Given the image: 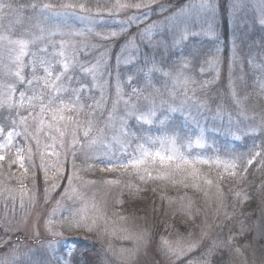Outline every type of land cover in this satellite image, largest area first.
Instances as JSON below:
<instances>
[{"label": "rangeland", "instance_id": "374dc122", "mask_svg": "<svg viewBox=\"0 0 264 264\" xmlns=\"http://www.w3.org/2000/svg\"><path fill=\"white\" fill-rule=\"evenodd\" d=\"M178 1L156 0L151 5V11L129 8L110 16L108 10L112 8L116 0H35L32 4L37 5V7L30 12L31 14L29 12L0 13V36L7 35L10 39H30L32 36H39L41 28L56 31L55 25H62L64 21L73 30L85 28L89 25H87V21L83 20V17L95 16L98 12L105 16L106 22L95 26V31L101 32L102 35L107 34L109 30L120 32V25L117 21H127L133 15L148 11V18L144 20V23L139 26L135 22L128 24L124 31L114 39L104 40L94 35L88 37L89 42L98 47L92 49L88 56L81 57V59L94 62L100 53H105L104 63L108 66L111 77L108 73H104L98 81H93L91 76H82V82L91 89L90 92L81 94L80 102L76 105L77 109L80 108V104L84 105L83 109L63 113L65 117H72V120L67 122L66 130L69 135L66 140L71 139V132L79 124L80 129L76 134L78 138H81L84 147L83 149L77 148L75 168L73 167V158L69 155L65 164V178L59 181L60 187L62 186L61 189L58 187L45 195V185L41 197L36 193L35 201L29 204L28 197L25 196L24 207H21V185L25 186V190L30 195V190L33 187L31 175L33 169L26 160L25 166L29 167V174L21 180L23 170L18 165L9 167L7 161H0V264H12L19 261L39 264L36 257L32 259V255L38 253L41 257V264H47L49 257L53 255L56 256L60 264H63L65 259L70 260L71 264V257H66L64 253H71L75 237L87 234H89L90 240H96L110 253L115 264H264V256L263 258L255 256L252 251L245 253L242 247L237 246L239 244L238 239L237 241L232 239L235 233L231 234L229 232L228 245H226L232 247V253L226 252L224 254L221 251L216 253L213 251L214 245L219 244L217 241L221 239L225 220L230 218V214L225 213L223 210L222 189L219 186L213 187L212 183H208L214 175L211 172H217V170H219V173L231 172V170L226 171L223 165L208 164L211 166V172H209V169H205L204 172L201 167L203 164L197 163L196 174H200L204 178V185L189 182V185H184L186 189H180L177 186L179 184H176V182L170 183L159 179L158 184L155 185V190L166 196L169 205L170 203H178L177 199L181 197L187 198L191 194L195 195L194 193L200 195L203 201L200 206L196 207H191L187 203L183 205L182 207L185 209L182 212L181 210L177 211L184 216V219L177 220V233L169 232L166 235H161L155 242L150 239L148 231L139 227L141 220L128 217V214L119 212L115 207L113 209L108 203L113 195V187L120 181L118 169L112 171L102 170L106 168V161L108 159L124 160L127 158V154L132 153L136 148V145H134V148H128L125 144V136H122L119 132L118 119L114 126H106L109 123L107 121L108 113L115 105L117 118L124 116L128 106L123 103V100H128L130 97L131 104L137 105L140 111H147L150 105L144 97L150 95L148 84L152 81V90L155 92L156 97L158 96L156 103L159 104L160 100L163 99L166 101V108L167 105L172 106L169 101L175 97L178 98V103H180L184 99L186 88L189 89V96L193 95L191 89L194 88L197 101L205 103V107L197 111L196 105L189 101L192 115L199 124L198 127L192 120L186 119L182 112L177 111L180 120L185 123L186 129L191 133V140L193 141L191 148H188L189 140H187L184 150L176 145L187 156L189 149L208 145V138L210 137L220 136L224 142L223 147L232 148L245 134L255 136L260 129L264 130V121L260 119V124H258L259 120L253 117L252 110L250 111L240 105L243 99L239 96L236 98L234 95L233 85L231 84L235 83L237 75L244 76L245 68L242 57L239 55L240 52L235 50L237 44H231V47L224 53L223 40L220 38L218 28L219 9L214 21H212L214 35L204 34L208 29V22L203 17L200 19L193 17L190 21L191 30L200 34L191 36L183 43L175 45L172 43V31L166 30L163 26L165 17L170 16L177 9L190 2H197V0H186L180 4ZM121 2L136 3L140 0H121ZM234 3L238 7L233 13L231 5ZM43 4H50L53 7L51 10H42L40 6ZM67 4H84L90 11L83 12L78 7L66 10L61 8V5ZM226 7L229 9V22L232 27L231 42H235L236 38L234 37L237 35L238 30L244 33L255 26H264L260 23V20L264 19V0H228ZM64 11H67V16H56L57 12ZM153 22H159L160 27L153 29L152 43L150 44L147 38H141L140 33ZM69 27L61 26L60 31H68ZM61 39L80 38L62 37L60 35L53 37L56 42ZM201 42H204V44ZM46 43L47 41H44L39 46L43 47ZM201 45L204 47L201 51L202 56L193 60L191 55H195ZM29 51H35V48L30 46ZM15 55L16 51L9 52L8 46L4 42H0V85L11 84L17 88L20 87L13 75L17 68L14 62ZM129 57H134V59L129 62ZM212 57L219 61L217 71H209L208 65L205 63L206 60ZM252 57L254 60L252 68L256 73L253 76L258 82L254 90L264 98V89L261 87L264 84V48L259 50L258 56ZM24 59L27 62L29 57L25 56ZM185 59L190 63L187 68H182L181 64ZM193 65H196L197 69H194ZM202 67L205 69L203 73L201 72ZM181 72L182 75L175 79ZM117 73H119L121 97L123 98L119 102L116 90ZM151 73L154 74L150 77L149 74ZM164 73H171V75L165 76ZM208 75L213 77L211 83L221 82V85L214 89L211 86L213 84H205ZM129 77H132L131 82L128 80ZM184 77H189L197 83L185 85L183 83ZM150 78H152L151 82ZM254 82L251 83L252 88ZM96 83L103 87H93ZM225 83L230 85L227 86V92H224ZM73 87H79V84H74ZM134 88L138 90L139 98L133 93ZM0 91H3L2 87H0ZM157 93L160 95H157ZM102 94L104 96L102 108L93 113V109L88 106L93 105L95 100H99ZM14 98H18V92L15 93ZM62 99L69 101L70 97L64 94ZM223 99L231 100L234 105H229L227 101L225 103ZM237 100L240 103H237ZM187 110L186 108L185 111ZM163 112L166 111L160 109L157 116L166 119V116L161 115ZM260 113L262 114V111ZM48 119L50 120V117ZM90 119L94 121V127L87 140H85L82 139L83 127ZM141 124L143 123L141 122ZM57 126L65 130V122H60ZM98 129H103V135L97 140V143L90 145L88 141L97 137ZM109 129L113 130L112 134L109 133ZM152 130L155 132L154 129ZM46 132L48 130L45 128L39 134L40 144L38 147L35 141L30 142L37 164L40 162V152H63V149L58 146V133L53 130L45 135ZM52 136L57 137L56 146L46 149V144H53V140L50 138ZM145 137L158 138L155 133L151 132H147ZM197 138L201 139L202 146L195 144ZM19 142L24 143L22 140ZM24 147L27 149L29 145L25 144ZM146 147L155 151L160 148V145L159 143L155 145L147 143ZM167 147L165 145V149ZM252 147L255 148V152L260 149L259 144L256 143ZM14 151L15 149H13ZM197 156L193 154L189 158ZM55 159V156L45 157L47 162H55ZM61 159H63V156H61ZM219 159L229 160L222 157ZM97 162L102 163V165L97 166ZM173 169L174 166L173 168L161 166L158 160L155 165L149 166V171L152 172L153 177L165 173H171L172 175ZM35 171L37 173L40 170ZM132 171L135 172V170ZM191 171L190 169L188 175H191ZM73 172H75L76 178L72 181L71 189H75L74 192L69 189L66 178L68 175H72ZM139 175L146 176V173L141 170ZM66 189L68 190L67 194ZM118 194L120 195L119 192ZM12 197H15L14 208H12ZM120 200L121 197L118 196L116 204H120ZM6 205L12 209L7 214L5 213ZM175 208L177 209L176 206ZM81 217H86L83 222L90 225L91 230L89 228H66L69 222L74 223L80 220ZM50 220L57 222L54 227L63 233L62 236L55 238L60 241V250L56 254H52L51 249L48 247L49 241L54 239L51 231H49L48 222ZM183 220L187 221L184 222ZM60 221H63V224H60ZM229 229L232 230L230 224ZM161 238L168 241L174 252L166 253ZM232 240L235 246L230 244ZM191 245H195V247L191 251H187V248ZM226 246L224 245L222 248ZM180 251H184V255L178 258L176 253Z\"/></svg>", "mask_w": 264, "mask_h": 264}, {"label": "snow or ice", "instance_id": "6c2138e0", "mask_svg": "<svg viewBox=\"0 0 264 264\" xmlns=\"http://www.w3.org/2000/svg\"><path fill=\"white\" fill-rule=\"evenodd\" d=\"M156 0H140L136 3L121 2V0H116V3L112 5L109 9V15L112 16L123 9H148L151 11V5L154 4ZM218 0H197V2H190L187 5L177 9L170 16L165 17L163 21V26L166 30L172 31V43L179 45L189 39L191 36L198 35L200 33L193 32L191 30L190 21L195 17L200 19L203 17L206 22H208V29L204 32L205 35H214L212 21L217 14V10L220 8ZM37 5L31 4L28 6H22L15 2V0H0V13H16L23 12L27 8L35 9ZM42 10L52 9V5L43 4L40 6ZM79 8L83 12H88L90 9L86 8L84 4H67L61 5L62 9H76ZM237 4H232L231 9L233 13L235 12ZM148 11L142 14L133 15L129 17L127 21H117L120 25V32L115 30H109L107 34L102 35L101 32L95 31V26L103 24L106 22L105 16L101 13H97L95 16L83 17V20L87 21L85 28L79 30H73L69 27L66 21L61 24L55 25L56 31H48L45 28H41V34L39 36H32L30 39H10L7 35L0 36V42H4L8 46V51H16L15 64L17 65L16 71L13 75L16 78L17 83L20 85L17 88L14 85H0L3 91H0V110H6L8 112L7 116H2L0 113V118H2L5 123H0V161H7L9 167L12 165H18L20 169L23 170L21 180L26 178L29 174V167L25 166V161L29 162L30 167L33 169L31 175L33 179V190L31 194L25 190V186L21 185L20 190V205L24 207L25 196L28 197V203L31 204L36 199L35 193V179L36 171L40 170L43 172L45 195L49 191L55 190L60 187L59 181L65 178V164L67 163L69 155L73 158V167L75 168V158L77 156V148L83 149L84 144L81 142V138L77 137L76 132L80 129V125L77 124L76 128L71 132V139L66 140L69 135L67 132V122L72 120V117H65L63 113L65 111H80L83 109L84 105L80 104V108L77 109L76 105L80 102V96L84 92H90L91 89L82 82L81 77L91 76L93 81H98L104 73H108L111 77V73L108 70V66L104 63L105 53H100L99 56L95 58V61H86L81 59V57H86L90 54L92 49L97 48V45L91 44L88 40L89 36H96L104 40L114 39L121 32L124 31L128 24L135 22L137 26L144 23V20L148 18ZM163 11V9H162ZM67 11L57 12L56 16H67ZM143 17V19H142ZM261 24H264V19L260 20ZM61 26L69 27L68 31H60ZM160 27L159 22H153L151 25L146 27L143 32L140 33L142 39L147 38L148 42L152 43V33L153 29ZM203 31V30H202ZM60 35L62 37H77L80 39H69L56 42L53 37ZM47 41L43 47L39 45ZM30 46L35 48V51H29ZM25 56L29 59L25 62ZM134 57H129V62L133 60ZM190 62L185 59L182 61L181 67L187 68ZM208 65L209 71H217L218 59L212 57L205 61ZM27 71V74H25ZM205 69L202 67L201 72L203 73ZM165 76H170L171 73H164ZM182 75V72L178 74L175 79H178ZM131 82L132 77L128 78ZM183 83L185 85L191 83L196 84L195 80H191L189 77H184ZM206 83H211V81H205ZM74 84H79V87H73ZM203 86V85H201ZM93 87H103L99 83L93 85ZM264 89V84L261 85ZM116 90L119 100L121 97V85L119 79V73L116 76ZM189 89H185L184 99L180 102L179 107H174L167 105V112L161 113L162 116H167L168 113L172 112H182L186 119L192 120L193 123L199 126L195 117L192 115L191 108L189 106V101L196 105L197 111L205 107L204 102L197 101L195 97V89H191L193 92L192 96L188 95ZM18 92V98H14L15 93ZM133 93L139 98V92L137 89H133ZM69 95V101L62 99V95ZM157 95H160L157 93ZM235 95V93H234ZM91 98V97H89ZM145 100L149 103V108L147 111H140L137 105L131 104V97L128 100H123V103L128 106V110L125 112L124 116L117 118L116 112L117 108L114 105L112 110L109 111L107 116V121L109 122L106 126H114L116 120H119V132L122 136H131L132 139L140 140L141 137L135 135V133L130 132L129 121L135 119L137 123H143L152 125L154 123H159L164 125L165 121L157 116V112L164 108L166 101L160 100L157 104L155 98L151 96H145ZM104 101L103 94L99 100H95L93 105L88 107L93 109V113L96 110L102 108V102ZM237 103H240L237 100ZM188 109L185 111V109ZM50 117V120L48 119ZM60 122H65V130H62L57 125ZM94 121L88 120L85 127H83V138L87 140L90 133L93 131ZM47 129L48 135L51 131L55 130L59 135V148L63 149V152L56 151H45L39 153V164L35 162L33 149L30 146L31 141H35L37 147L40 144L39 134ZM103 135V129L97 130V137L88 141V143L95 144L97 140ZM53 140L52 145H45L46 149H51L55 145L57 140L56 136L50 137ZM147 143L157 144L159 143L160 148L153 151L146 147L145 143H138L134 151L127 154V158L124 160H112L108 159L106 161V168L102 169L105 171H112L116 169H124L125 171L132 169L135 170L137 174L143 170L145 175H139V179L144 181L147 179H164L168 178L171 173H165L163 175H157L153 177L152 172L149 171V166L155 165L156 161H159L161 166H167L173 168L175 171H181L187 166L190 168L191 175H196V164H211L215 163L217 165H223L226 171L231 170L230 174L235 176L237 174L236 170H241L246 173L248 167L253 164V161L257 157H264V151L261 152H249L246 156L244 153L235 154L229 160H221L219 158L214 161L209 158L197 156L195 158H189L176 147V137L161 136L158 138H144ZM23 141L21 144L19 141ZM193 141L189 139L188 148H191ZM28 144L29 147L25 149L24 145ZM196 145H201L202 142L200 138L195 140ZM167 145V149H165ZM131 146V145H129ZM13 149L15 151L13 152ZM46 156H55V162H47L45 160ZM63 156V159H61ZM262 166H264V161H261ZM69 189H71L72 181L75 177V172L67 177ZM211 183V181H208ZM66 189V194H67ZM239 195V193H237ZM13 205L15 207V197H12ZM12 209L5 206V213L11 211ZM86 217H81L80 220L69 222L66 225L67 229L72 228H89L91 226L84 223L83 221ZM57 222L50 220L49 231H51L53 240L49 241L48 247L51 249L52 254H56L59 249L60 241L55 239L56 237L62 236V232L54 227ZM63 224V221L59 222ZM93 223H95L93 221ZM162 239V246L166 249V253L174 252V250L169 246L168 241ZM195 245H191L187 248V251H191ZM239 251V250H237ZM179 256L184 255V251L176 253ZM66 257L70 256V252H65ZM63 264H70V260L65 259Z\"/></svg>", "mask_w": 264, "mask_h": 264}, {"label": "trees", "instance_id": "16d2710c", "mask_svg": "<svg viewBox=\"0 0 264 264\" xmlns=\"http://www.w3.org/2000/svg\"><path fill=\"white\" fill-rule=\"evenodd\" d=\"M185 1L186 0H179L178 3L182 4ZM218 1L221 5L219 8L218 28L220 38L223 40L222 46L224 47V53L229 47H231V44H237L235 50L240 52L239 55L242 57L245 68L244 76L237 75L235 83L231 84L233 85V92L235 93L236 98L239 96L243 99V102L240 105L246 107L250 111L252 110L253 117L258 118V124H260V119L264 121V98L258 95L254 90L257 87L258 82L253 76V74L256 73L252 68V63L254 61L252 56H258L259 50L264 48V26H255L252 29H249L248 32L244 33L238 30L235 37L233 34V37L236 38L235 42H231L232 27L229 22V9L226 7L228 0ZM15 2L22 6H28L35 2V0H15ZM32 10L33 9L31 8H27V10L23 11V13H30ZM201 43L204 44V42ZM203 48L204 47L201 45V48L197 49L196 54L191 55L193 60L202 56L201 51ZM193 68L197 69V66L193 65ZM25 73L27 74V71ZM153 74L154 73H151L149 76L151 77ZM212 79L213 77L210 75L206 77V81H212ZM151 80L152 78H150V82ZM252 81H255L253 88L251 86ZM151 83L148 84L150 87L148 88V92L150 93L148 96L157 100L158 96L156 97L155 92L152 90ZM220 85L221 82H216V84L211 86L215 89ZM227 86L230 85L225 83L224 92L228 91ZM244 88H246V90H244ZM218 98L219 96L217 99ZM226 101L227 100H224L225 103ZM169 102H171L174 107L180 106L177 97L173 98ZM227 102L231 106L234 105L231 100H228ZM161 109L167 112L166 107ZM261 111L262 114L260 113ZM0 113H2V116H6L8 114L6 110H0ZM178 114L179 112L168 113L166 119H163L165 121L164 125L157 122L149 126L147 124H138L134 119H131L129 121L130 132L135 133V135L141 137V139L135 140L132 139L131 136H127L125 137V144L128 148H134V145H137L138 143L147 144V141L144 139L145 134L147 132H151L155 133L157 137H176V145L180 149L184 150L186 141L191 139V133L188 129H186L185 123L180 120ZM0 123H5V121L0 118ZM152 129H154L155 132ZM112 132L113 130L109 129V133L112 134ZM208 140L209 143L205 147H194L189 149L188 156L190 157L194 154L212 160L220 157L231 159L233 155L240 153H244L247 156L250 151L253 153L255 152V148L252 147L255 143L259 144L260 149L258 152L264 151L263 129H260L255 136L245 134L232 148H224V142L220 136H213L208 138ZM119 151L121 150L119 149ZM261 161H264V157H257V159L253 161V164L248 167V171L246 173L241 170H236L237 174L235 176L231 175L230 172L219 173V170H217V172H211V166L208 164H203V166H201L204 169L202 171L205 172V169H209V172L214 174L211 178V183L214 185L213 187L219 186L222 189L223 195L221 201L223 210L225 213L230 214V218H227L223 224L221 239L217 241L219 244H216L213 247V251L215 253L217 251H221L224 254H226V252L232 253V247L226 245H228L230 233H235V236L232 239L235 241L238 239L239 244L237 246L242 247V250L245 253L252 251L255 256L257 255L258 257L263 258L264 166H262ZM100 164L102 165L100 162L96 163L97 166ZM195 167L197 168L198 166L196 165ZM189 170L190 168H187V166H185V168L181 171H175L173 169L172 175H170L169 178L161 180L169 181L170 183L176 182V184H179L177 186L180 189H186L184 188V185H189V182L204 185V178L200 174H196V176L193 177L192 175H188ZM117 171L119 172L118 178L120 183L113 187V195L108 200V203L112 206V208L115 207L119 212L128 214V217H135L139 221L141 220L139 227L149 232L150 239H152L153 242H155V240H157L161 235H166L169 232L177 233V220H181V218L184 219L183 214H181L182 210L185 209L182 207L183 205H186L187 203V205L191 207H196L200 206L203 201L202 198H200V195L194 193L195 195L191 194L187 198L181 197L177 199L178 203H170L169 205L167 203L166 196L161 195L155 190V185L158 184L159 179H147L146 177L144 181H141L138 174L133 172L132 169L125 171L124 169L118 168ZM42 173L43 172L38 171L35 179L36 185L34 190L35 193L39 194V197L43 194L45 187ZM61 187L59 189H61ZM187 189L191 190L189 188ZM237 193H239V195H237ZM118 196L121 197L120 204H116ZM180 210L181 212H177ZM183 221L186 222L187 220ZM229 224L232 225V230L229 229ZM233 240L230 241V244L235 246ZM224 245L226 247L222 248ZM34 257H36V260H39V264H41V257L39 256V253L33 254L32 259ZM70 257L72 261L71 264H115L110 253L96 240H90L89 234L75 237ZM12 264L29 263L19 261ZM47 264L60 263L57 261L56 256L53 255L49 257V262Z\"/></svg>", "mask_w": 264, "mask_h": 264}]
</instances>
